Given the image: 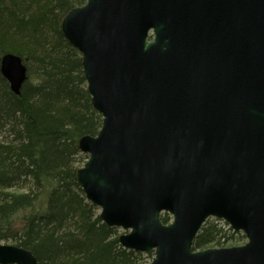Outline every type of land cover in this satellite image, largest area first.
<instances>
[{
    "label": "water",
    "instance_id": "95a60500",
    "mask_svg": "<svg viewBox=\"0 0 264 264\" xmlns=\"http://www.w3.org/2000/svg\"><path fill=\"white\" fill-rule=\"evenodd\" d=\"M61 32L102 117L76 180L121 246L149 264H264V0H86ZM0 72L18 95L21 57ZM209 217L246 242L192 250ZM36 263L0 243V264Z\"/></svg>",
    "mask_w": 264,
    "mask_h": 264
},
{
    "label": "trees",
    "instance_id": "16d2710c",
    "mask_svg": "<svg viewBox=\"0 0 264 264\" xmlns=\"http://www.w3.org/2000/svg\"><path fill=\"white\" fill-rule=\"evenodd\" d=\"M85 2L0 0V58L17 54L27 68L18 95L0 72V242L30 250L36 264H143L153 252L122 247L119 229L100 220L76 180L87 158L78 139L95 135L102 118L61 20ZM231 230L207 219L192 249L230 242Z\"/></svg>",
    "mask_w": 264,
    "mask_h": 264
},
{
    "label": "rangeland",
    "instance_id": "374dc122",
    "mask_svg": "<svg viewBox=\"0 0 264 264\" xmlns=\"http://www.w3.org/2000/svg\"><path fill=\"white\" fill-rule=\"evenodd\" d=\"M83 163H79V165L82 166ZM98 212H99V209H98ZM212 219L213 218H209L208 220H212ZM121 233H123V231L119 229L118 235L121 234ZM230 234H233V236L235 238L233 237V239L230 242H227V243H225L223 245H220V246H214L212 248L238 246V245L244 244L246 242V240H247L242 231L231 230L230 233H229V236H230ZM0 243H4V242H0ZM4 244H10V243H4ZM152 257H153V254H152ZM152 257H149V258L144 257V263L143 264H149L151 262V260H152Z\"/></svg>",
    "mask_w": 264,
    "mask_h": 264
},
{
    "label": "bare ground",
    "instance_id": "6f19581e",
    "mask_svg": "<svg viewBox=\"0 0 264 264\" xmlns=\"http://www.w3.org/2000/svg\"><path fill=\"white\" fill-rule=\"evenodd\" d=\"M7 53H11V52H7ZM14 54V53H13ZM3 55V54H2ZM2 57V56H1ZM152 251V250H151ZM149 252V251H148ZM153 252V251H152ZM142 253H146V252H142Z\"/></svg>",
    "mask_w": 264,
    "mask_h": 264
}]
</instances>
